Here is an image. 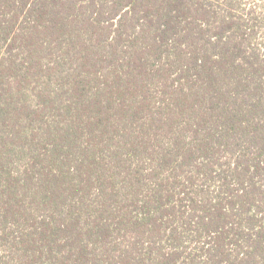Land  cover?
<instances>
[{"label":"trees","instance_id":"obj_1","mask_svg":"<svg viewBox=\"0 0 264 264\" xmlns=\"http://www.w3.org/2000/svg\"><path fill=\"white\" fill-rule=\"evenodd\" d=\"M263 6L0 0V264H264Z\"/></svg>","mask_w":264,"mask_h":264},{"label":"rangeland","instance_id":"obj_2","mask_svg":"<svg viewBox=\"0 0 264 264\" xmlns=\"http://www.w3.org/2000/svg\"><path fill=\"white\" fill-rule=\"evenodd\" d=\"M247 4L250 6H255L256 4H262L264 5V0H247ZM264 9V6H263Z\"/></svg>","mask_w":264,"mask_h":264}]
</instances>
